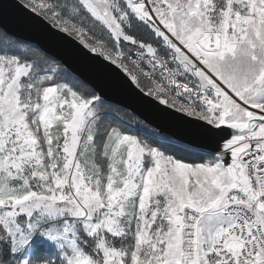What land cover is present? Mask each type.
<instances>
[{"label": "snow or ice", "instance_id": "snow-or-ice-1", "mask_svg": "<svg viewBox=\"0 0 264 264\" xmlns=\"http://www.w3.org/2000/svg\"><path fill=\"white\" fill-rule=\"evenodd\" d=\"M0 264H264V0H0Z\"/></svg>", "mask_w": 264, "mask_h": 264}, {"label": "water", "instance_id": "water-1", "mask_svg": "<svg viewBox=\"0 0 264 264\" xmlns=\"http://www.w3.org/2000/svg\"><path fill=\"white\" fill-rule=\"evenodd\" d=\"M4 21L10 31H15L23 38L41 39L53 55L62 57L73 70L81 74L85 79L98 86L104 87L112 99L135 108L143 118L153 123H160L151 112L139 106L132 97L128 96L114 83L103 76L84 56L80 55L70 43L64 44L43 40L39 34L25 25L22 13L14 9H7ZM169 131L175 132L176 130L169 129Z\"/></svg>", "mask_w": 264, "mask_h": 264}]
</instances>
